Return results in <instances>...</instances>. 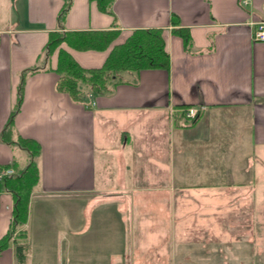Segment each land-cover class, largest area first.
Here are the masks:
<instances>
[{
    "label": "crops",
    "instance_id": "obj_1",
    "mask_svg": "<svg viewBox=\"0 0 264 264\" xmlns=\"http://www.w3.org/2000/svg\"><path fill=\"white\" fill-rule=\"evenodd\" d=\"M66 3L0 0V168L29 160L1 138L13 110L15 134L41 145L27 231L86 218L94 199L112 193L108 203L136 209V223L149 207L165 210L155 224L181 225L172 264H264V41L254 39L264 0H114L113 14L70 0L61 21ZM144 28L163 29L168 69L120 72L107 93L88 94V107L56 89L57 52H44L51 31L117 29L122 41ZM71 52L84 67L108 54ZM191 105L207 108L191 121L183 112ZM13 206L0 190V238ZM212 223V240L228 247L189 243L190 225ZM0 264H18L13 244Z\"/></svg>",
    "mask_w": 264,
    "mask_h": 264
},
{
    "label": "trees",
    "instance_id": "obj_2",
    "mask_svg": "<svg viewBox=\"0 0 264 264\" xmlns=\"http://www.w3.org/2000/svg\"><path fill=\"white\" fill-rule=\"evenodd\" d=\"M92 1L96 2L100 11L113 14L114 0ZM68 2L70 0H67L61 10V21L68 9ZM172 23L179 24L176 14L172 17ZM113 26H116V23ZM163 33L162 28L135 29L128 33L122 41H118L120 31L117 29L51 31L44 52L45 56L57 52V65L54 71L59 78L56 89L88 107V94L97 96L107 93L120 72H139L150 68L168 69L170 54L166 50ZM71 50H107L108 54L101 66L84 67L75 59ZM38 69L39 67L36 66L32 71ZM15 112L16 110L12 111L1 138L9 145L17 144L27 150L29 160L24 168L15 169L14 174L0 179V190L11 192L14 198L12 222L8 231L0 238V255L13 244L18 264H27L29 241L25 225L29 218V204L33 188L40 180L36 157L41 152V145L32 138L15 134L13 124ZM3 167L6 166L1 168Z\"/></svg>",
    "mask_w": 264,
    "mask_h": 264
},
{
    "label": "rangeland",
    "instance_id": "obj_3",
    "mask_svg": "<svg viewBox=\"0 0 264 264\" xmlns=\"http://www.w3.org/2000/svg\"><path fill=\"white\" fill-rule=\"evenodd\" d=\"M14 13L16 15V12ZM4 18L7 20V16L0 10V21L3 22ZM111 194L99 196L97 200L94 199L91 213L90 211L83 213V215L86 214V218L85 215L82 216L83 219L79 214H76L72 224L65 226L58 221L49 222L45 231L39 232L40 235L35 234L33 229L31 231L30 226L28 229L31 234L30 238L28 237L29 256L27 263L172 264L173 261L175 262L178 255H173L171 250L173 244L176 246L180 242V239L175 238V236L181 231V225L169 223V221L155 224L152 221L155 218L158 219V216L166 217L165 210L152 209L149 212V207L141 208L139 217L144 222L136 223L131 218V213H135L136 209L120 208L115 202L108 203ZM162 198L164 197H159V199ZM84 200L85 197L82 201L84 202ZM105 202L108 204H104ZM83 208L82 211L86 209ZM176 210L178 209L176 208ZM170 212L172 214L171 210ZM59 218L63 219L62 216ZM80 219L82 222L79 221ZM194 227L193 225L189 226V243L194 247L197 245L198 247L205 246V249L210 248V246L228 247L223 242L213 241L211 238L210 231H213L218 225L212 223L198 229ZM167 230L170 234L168 240L164 236V232ZM164 246L167 247V250H162Z\"/></svg>",
    "mask_w": 264,
    "mask_h": 264
},
{
    "label": "built area",
    "instance_id": "obj_4",
    "mask_svg": "<svg viewBox=\"0 0 264 264\" xmlns=\"http://www.w3.org/2000/svg\"><path fill=\"white\" fill-rule=\"evenodd\" d=\"M248 2L249 0H242V4L244 5H247ZM254 39L256 41H264V21L258 22L254 33ZM205 109H206L205 105L191 106V107L188 106L183 108V112L189 118H197L205 111ZM13 173L14 170L12 167L0 168V179L4 176L12 175Z\"/></svg>",
    "mask_w": 264,
    "mask_h": 264
},
{
    "label": "bare ground",
    "instance_id": "obj_5",
    "mask_svg": "<svg viewBox=\"0 0 264 264\" xmlns=\"http://www.w3.org/2000/svg\"><path fill=\"white\" fill-rule=\"evenodd\" d=\"M191 106H199V105H191ZM190 106V107H191ZM207 108V107H206ZM205 111H206V109H205ZM204 111V112H205ZM184 116L187 118V119H189V120H191V121H194V120H196L197 118H189V117H187L186 115H185V113H184ZM8 167H12L13 168V170H14V172H15V169H14V167H13V164H10V165H8ZM8 167H6V168H8ZM14 174V173H13ZM5 177V176H4ZM3 178V177H2Z\"/></svg>",
    "mask_w": 264,
    "mask_h": 264
}]
</instances>
